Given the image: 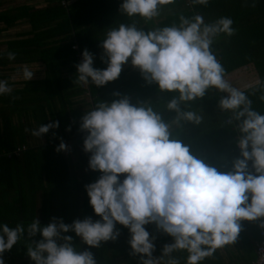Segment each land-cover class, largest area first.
I'll list each match as a JSON object with an SVG mask.
<instances>
[{
  "label": "trees",
  "instance_id": "trees-1",
  "mask_svg": "<svg viewBox=\"0 0 264 264\" xmlns=\"http://www.w3.org/2000/svg\"><path fill=\"white\" fill-rule=\"evenodd\" d=\"M36 1L27 0L0 11V34L5 38H11L7 31L14 24L22 28L13 39L4 41L5 50L0 54L7 58L13 50L19 57L18 68L11 69L4 61L0 71V80H6L12 89L10 94L0 95V224L14 227L23 222L26 226L37 219L41 226H47L53 218L65 224L86 217L100 219L85 191L86 185L99 179V172L89 170L90 153L83 150L87 133L79 129L83 114L102 102L110 104L127 97L133 106L151 107L163 122L170 124V138L187 145L192 155L218 171L232 170L233 162L240 156L236 145L240 132L237 122L227 123L231 113L219 108L226 93L209 88L204 97L182 103L180 110L196 112L202 117L201 122L175 123L177 114L167 105L177 94L161 92L156 84L147 83L130 59L116 80L95 86L75 83L77 56L87 49L94 56L93 67L104 70L107 58L101 42L108 31L121 24L134 25L147 33L178 27L181 16L200 15L206 24L229 17L234 34L215 37L211 52L223 68L224 79L238 71L255 77L252 83L237 90L248 96L255 111L264 114V0H207L205 5L195 0H173L171 4L159 5V14L152 19L127 16L120 10L123 0H44L43 7L34 5ZM24 65H34L29 67L34 71L30 81L23 79ZM13 70V74H7ZM246 70L251 74L243 72ZM54 121L59 122L58 128L50 129L39 139L25 131ZM61 142L67 151H55ZM248 170L255 174L252 161ZM124 178L119 177L120 181ZM262 219L240 221L236 240L216 249L201 264L253 262ZM145 228L150 238H155L152 256L159 264H169L170 259L187 264L188 253L184 250L162 255L163 247L173 243L172 237L155 224ZM115 230L120 233L118 238L103 242L99 248H90L74 232L63 235L72 237L77 251H90L95 264H141V257L132 254L129 230L119 224ZM40 239L39 233L34 237L25 233L11 250L3 253L4 264H34L27 247Z\"/></svg>",
  "mask_w": 264,
  "mask_h": 264
},
{
  "label": "clouds",
  "instance_id": "clouds-1",
  "mask_svg": "<svg viewBox=\"0 0 264 264\" xmlns=\"http://www.w3.org/2000/svg\"><path fill=\"white\" fill-rule=\"evenodd\" d=\"M172 2L123 0L120 10L129 17L152 19L159 14V5ZM195 3L205 5L207 0ZM179 19L178 27L147 33L124 24L108 31L100 45L107 58L106 69L94 68L93 54L84 49L82 62L76 65L75 83L103 86L116 80L130 59L147 83L156 84L161 92L177 94L167 105L177 114L175 123L201 122L196 112L181 111L182 103L204 97L209 88L226 93L219 108L231 113L227 123L237 122L240 132V156L232 170L218 171L192 155L187 145L170 138V124L151 107L133 106L127 97L99 103L83 114L79 130L87 133L83 150L90 153L89 170L101 173L95 183L85 186L89 204L100 219L86 217L65 224L53 218L47 226L37 219L26 226L23 222L14 227L0 224V264H4L3 253L25 233L41 236L27 247L34 264H95L90 251H77L72 237L63 234L74 232L90 248H99L118 238L116 224L129 230L132 254L141 257V264H159L152 256L155 238L145 228L150 224L173 238V243L163 247V256L184 250L187 264H201L216 249L236 240L240 221L264 218V114L252 108L244 92L224 80L223 68L211 52L215 37L234 34L233 21L221 17L206 24L200 15ZM7 58L14 60L15 53L9 52ZM33 75L27 65L22 66L25 81ZM11 91L8 82L0 80V95ZM58 126L54 121L25 131L39 139ZM67 150L63 142L55 149ZM249 161L255 174L248 170ZM121 175L125 177L122 181ZM169 264L178 261L170 259Z\"/></svg>",
  "mask_w": 264,
  "mask_h": 264
},
{
  "label": "crops",
  "instance_id": "crops-1",
  "mask_svg": "<svg viewBox=\"0 0 264 264\" xmlns=\"http://www.w3.org/2000/svg\"><path fill=\"white\" fill-rule=\"evenodd\" d=\"M6 3L8 4V7L6 5ZM19 4H15L12 0H0V11H3L4 9H10L13 7H16ZM20 24H14L8 31H7V35L11 38H8L5 36H3V33L0 34V54L4 52L5 48H4V41L8 40V39H13L14 36H16L18 33H20ZM11 52H13V50H11ZM16 58L14 60H9L8 58H4L3 56L0 55V71H2V67H3V62L6 63L8 65V67H10L11 69H15L18 68L19 64H17L18 61V56H15ZM7 61V62H6ZM28 67H32L30 65H27ZM13 71H8L7 74H13ZM236 73H241L240 71L236 72ZM242 74V73H241ZM255 80V77H253L251 79V83Z\"/></svg>",
  "mask_w": 264,
  "mask_h": 264
},
{
  "label": "rangeland",
  "instance_id": "rangeland-1",
  "mask_svg": "<svg viewBox=\"0 0 264 264\" xmlns=\"http://www.w3.org/2000/svg\"><path fill=\"white\" fill-rule=\"evenodd\" d=\"M15 4H23L25 1L27 0H12ZM36 6L39 7H43L45 5L44 0H37L36 3L34 4ZM20 30L22 31V28L20 27ZM245 73H250L249 70L243 71ZM253 75H248L246 76L245 74H241V73H234L230 76H227L226 79H224L228 84L231 81L230 86L237 89V88H241L244 87L245 85H248L249 83H251V79L253 78ZM72 156V153H71Z\"/></svg>",
  "mask_w": 264,
  "mask_h": 264
},
{
  "label": "built area",
  "instance_id": "built-area-1",
  "mask_svg": "<svg viewBox=\"0 0 264 264\" xmlns=\"http://www.w3.org/2000/svg\"><path fill=\"white\" fill-rule=\"evenodd\" d=\"M73 48L76 49V46H73ZM77 61H78V63L82 62V55L81 54H78ZM100 175H101V173L97 174L98 178L100 177ZM262 223H264V218L261 221H259V227H258L259 240L255 243L254 261L251 262L250 264H264V227H260V225Z\"/></svg>",
  "mask_w": 264,
  "mask_h": 264
}]
</instances>
